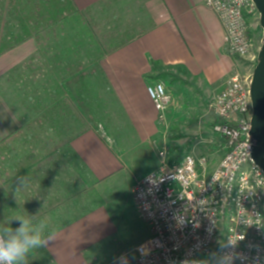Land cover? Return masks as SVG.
<instances>
[{
    "label": "rangeland",
    "instance_id": "374dc122",
    "mask_svg": "<svg viewBox=\"0 0 264 264\" xmlns=\"http://www.w3.org/2000/svg\"><path fill=\"white\" fill-rule=\"evenodd\" d=\"M146 1L109 0V3L100 4L87 13L77 14L71 12L66 0H0V20L6 23L8 45L27 38L25 30H28V20L33 15L32 2L43 5L42 13L47 11L52 15L55 19L53 31L56 32L55 36V32L49 30L46 35L47 52L40 56L43 68L39 69L36 80H33L32 71L28 70L12 75L10 82L3 81L0 85V94L22 130L17 136L19 138L3 144L0 150V174L1 169L13 170L16 165L19 169L16 162L23 160L30 151H34L39 159L35 164L37 174L34 175L38 183L32 192L20 189L19 192L23 194L17 196L14 191H8L11 195L6 198L0 183V225L16 228L19 223L11 218L26 214L34 225L42 223L47 235L51 229L66 221L90 214L96 207L104 205L117 226L116 234L97 250L107 264H117L115 259L120 253L133 250L149 238L148 224L125 192V180L132 179L135 174L128 172L117 175L104 183L102 189L90 185L84 179L86 173L81 161L65 145L67 140L88 127L103 135L120 155L121 149L130 142L128 120L100 73L79 79L81 72L77 68L81 67L85 72L96 69L98 60L111 48L147 31L150 13ZM60 3L63 5L60 6ZM57 10L59 21L55 14ZM249 34L253 42L250 59L255 62L236 63L241 72L253 70L258 63L264 36L259 18L251 23ZM165 73L174 77L162 76ZM152 79L164 84L173 101L164 119L158 121V133L153 141L131 152L134 156L141 157L143 154L146 158L145 161H136L140 166L136 172L142 175L143 170L149 167L145 166L147 164L152 165L150 168L155 171L161 163V151H166L171 160L186 154L198 159L206 158L209 160V170H213L220 162L223 151L218 150L220 141L213 133L212 124L218 117L214 115L212 103L228 79L217 87H209L203 80L187 77L180 70L163 68L154 71ZM37 89L41 91L36 92ZM27 95L29 99L25 98ZM63 97L70 101L83 97V103L76 102L74 111H67L62 121L59 117L61 111L57 112L61 110L59 107L54 111L52 124L49 119L42 120L46 105L45 101L41 102L43 98H50L58 104ZM37 120H41L42 124ZM225 230L222 231L223 240ZM45 260L46 264H52ZM30 261L28 264H43L36 257Z\"/></svg>",
    "mask_w": 264,
    "mask_h": 264
},
{
    "label": "built area",
    "instance_id": "2783aa9c",
    "mask_svg": "<svg viewBox=\"0 0 264 264\" xmlns=\"http://www.w3.org/2000/svg\"><path fill=\"white\" fill-rule=\"evenodd\" d=\"M203 1L221 23L227 56L238 65L253 64L249 31L259 18L253 0ZM236 68L212 103L214 115L226 122L213 126L220 162L209 170L208 159L186 154L171 163L161 151L158 168L133 189L150 238L121 254L117 264H264V173L251 153L255 65L244 72ZM146 91L163 120L172 95L161 82Z\"/></svg>",
    "mask_w": 264,
    "mask_h": 264
},
{
    "label": "crops",
    "instance_id": "0c3cea01",
    "mask_svg": "<svg viewBox=\"0 0 264 264\" xmlns=\"http://www.w3.org/2000/svg\"><path fill=\"white\" fill-rule=\"evenodd\" d=\"M66 3L71 12L83 14L100 4L109 3V0H66ZM146 4L150 13L149 29L103 54L95 65L128 120L130 142L121 149L120 155L103 135L88 127L69 145L74 156L81 161L86 173L84 179L90 185L102 189L104 183L117 175L133 172L135 176L132 179L124 180L127 185L125 192L136 210L132 188L154 171L150 168L152 165L147 164L145 166L149 167L143 170V174H138L136 171L140 170V166L136 161H145L146 158L143 154L141 157L131 154L151 143L158 133L157 111L146 91L147 86L155 83L152 81L153 65L180 70L187 77L203 80L209 87L223 83L236 68V60L225 52L221 23L203 0H147ZM33 55L45 54L32 37L1 56L0 85L14 68ZM20 127L21 124L0 94V150L13 134L19 132ZM36 171V165L29 169V186L23 188V184L18 183L14 194L20 196L23 194L19 192L20 189L32 192L36 188ZM3 194L6 198L11 195L8 191H3ZM56 229V240L48 247L32 252L28 263L36 257L43 264H46L45 258L52 264H107L97 250L116 234L117 226L104 205L96 207L90 214L66 221ZM128 252L133 250L120 253L115 261Z\"/></svg>",
    "mask_w": 264,
    "mask_h": 264
},
{
    "label": "trees",
    "instance_id": "16d2710c",
    "mask_svg": "<svg viewBox=\"0 0 264 264\" xmlns=\"http://www.w3.org/2000/svg\"><path fill=\"white\" fill-rule=\"evenodd\" d=\"M62 6L63 4L60 3ZM33 5V15L31 20L29 21V26H28V30L26 29L25 31L28 33L27 34V38H23L21 40H19L18 43H11V44H7L8 42V38L5 36V24L4 21L0 20V57L3 55H6V53H8L9 51H11L12 49H15L17 47H19L20 44L26 42L29 39H32V37L36 40V43L42 48L43 54L46 55V41H47V34L49 33V30H51L52 33H54L55 31H53V28H55V19L53 17H51L52 15H50L49 12L45 11L44 13H42V6L41 4L37 3V2H32ZM58 11H56V17H57V21H59V17H58ZM30 32V33H29ZM56 38V37H55ZM129 41L124 40V42ZM120 43L117 47H119L120 45L124 44ZM113 49L115 48H111L109 52H111ZM42 57H40L39 55H33V57H31V59H29L26 62L21 63L18 67L14 68L10 74L7 75V77H5L2 82H10V78L12 75H17V74H21L22 72H27L28 70L32 71V76H33V80H36V76L39 75V69L43 68V64L41 62ZM77 69L80 70L81 74L79 79H85L87 76L90 75H97L98 71L96 69L91 70L90 72L88 71H83V69H81V67H78ZM159 67L157 65H153V70L156 71L158 70ZM165 69H170L169 67H166ZM164 69V70H165ZM162 76H170V77H174L173 75L169 74V73H165ZM104 81V80H103ZM105 85L108 86L107 82L104 81ZM27 87V86H26ZM25 87V90L27 91L28 89ZM108 90L111 93V90L108 86ZM41 90L37 89L36 92H39ZM113 95V94H112ZM29 95H27L25 98L29 99L28 97ZM47 97H51V96H47ZM77 100L74 101H70L69 98L63 97L60 99V102H58V104L56 103L55 100H51L50 98L42 100L41 102H44L46 105L44 107V112L42 113V120H48L49 122L52 124L54 119V111L55 110H59L58 107L61 109L57 112H60L59 117L62 119L65 117V113L67 111H74V107L78 103H83V97H76ZM51 102L54 103L53 106H51ZM53 119V120H52ZM37 123L42 124L41 120H37ZM221 123H226L223 119L221 118H216L215 121L213 122L212 125H216V124H221ZM21 127L19 132H16L15 134H13L10 138L11 140H15L19 137H17L20 133H21ZM85 129L81 130L78 134H76V136H79L80 134L84 133ZM76 136L73 137L76 138ZM73 139L67 140V142L65 143L66 146H69L71 141ZM64 145V146H65ZM70 147V146H69ZM11 150V149H10ZM25 155V154H24ZM24 155L22 156V158L24 157ZM180 158H176V159H170L171 163H177L179 161ZM39 161L38 157L35 156L34 151H30L28 155H26L23 160H19V161H15L16 163L19 164V169L16 167L13 170H8L5 171L4 169L2 170V173L0 174V183L2 184V188L5 191H16V188L18 187V183H22L23 188L25 186H29V182H30V174H29V169H31V167L33 168L35 164H37V162ZM15 163V164H16Z\"/></svg>",
    "mask_w": 264,
    "mask_h": 264
},
{
    "label": "clouds",
    "instance_id": "9594fccd",
    "mask_svg": "<svg viewBox=\"0 0 264 264\" xmlns=\"http://www.w3.org/2000/svg\"><path fill=\"white\" fill-rule=\"evenodd\" d=\"M11 220L19 226L0 225V264H28L32 252L48 247L58 236L56 228L45 235L44 225H34L26 214L14 215Z\"/></svg>",
    "mask_w": 264,
    "mask_h": 264
},
{
    "label": "water",
    "instance_id": "95a60500",
    "mask_svg": "<svg viewBox=\"0 0 264 264\" xmlns=\"http://www.w3.org/2000/svg\"><path fill=\"white\" fill-rule=\"evenodd\" d=\"M253 3L259 12V21L264 34V0H253ZM261 48L257 58L258 63L252 72L250 85V101H252L253 114L251 136L255 141L251 153L255 166L262 169L264 173V36Z\"/></svg>",
    "mask_w": 264,
    "mask_h": 264
}]
</instances>
